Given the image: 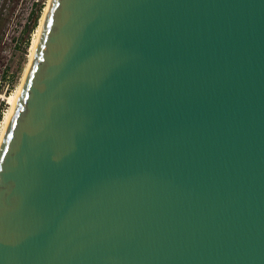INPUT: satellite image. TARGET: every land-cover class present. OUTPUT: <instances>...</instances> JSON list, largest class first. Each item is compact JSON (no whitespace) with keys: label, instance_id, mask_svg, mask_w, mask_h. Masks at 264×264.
Instances as JSON below:
<instances>
[{"label":"water","instance_id":"obj_1","mask_svg":"<svg viewBox=\"0 0 264 264\" xmlns=\"http://www.w3.org/2000/svg\"><path fill=\"white\" fill-rule=\"evenodd\" d=\"M0 264H264V0H51Z\"/></svg>","mask_w":264,"mask_h":264},{"label":"rangeland","instance_id":"obj_2","mask_svg":"<svg viewBox=\"0 0 264 264\" xmlns=\"http://www.w3.org/2000/svg\"><path fill=\"white\" fill-rule=\"evenodd\" d=\"M50 0H0V126L20 86L30 48Z\"/></svg>","mask_w":264,"mask_h":264},{"label":"bare ground","instance_id":"obj_3","mask_svg":"<svg viewBox=\"0 0 264 264\" xmlns=\"http://www.w3.org/2000/svg\"><path fill=\"white\" fill-rule=\"evenodd\" d=\"M50 3H51V0L49 1V4H48L47 8L45 9V12L43 13L42 18L40 19V24H39L38 28L36 29L35 34L33 36V40H32V43H31V48H30L29 64H28L27 69L25 71V75L23 77V80H22L20 86L18 87V89L15 91V93L8 98V104H9L10 107H9V110L5 113L4 118H3L2 122H1V126H0V148L2 146V143H3V140H4V136H5L6 132H7L8 126H9L11 118L13 116V112L15 110L16 104H17V102H18V100L20 98V95H21V92L23 90L26 78L28 76L30 64H31V62L33 60L34 54L36 52L37 46H38L39 41H40L41 33H42V30H43V26L45 24V20H46V17H47V13H48V10H49Z\"/></svg>","mask_w":264,"mask_h":264}]
</instances>
